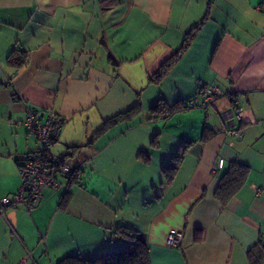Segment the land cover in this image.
<instances>
[{"label": "crops", "instance_id": "1", "mask_svg": "<svg viewBox=\"0 0 264 264\" xmlns=\"http://www.w3.org/2000/svg\"><path fill=\"white\" fill-rule=\"evenodd\" d=\"M208 4L188 49L148 83ZM22 53L24 64H8ZM204 86L221 91L207 106ZM138 98L137 116L89 143ZM234 98L242 121L228 125ZM189 99L188 110L147 118L157 100ZM30 107L64 119L48 155L72 159L79 176H59L32 208H5L0 264L95 259L127 245L118 226L146 235L150 264H250V251L264 253V0H119L107 10L98 0H0V198L19 190L17 162L38 147L22 124ZM182 140L192 143L166 185L161 167ZM234 163L245 178L223 203L215 192ZM170 228L184 233L176 247L164 245Z\"/></svg>", "mask_w": 264, "mask_h": 264}, {"label": "trees", "instance_id": "2", "mask_svg": "<svg viewBox=\"0 0 264 264\" xmlns=\"http://www.w3.org/2000/svg\"><path fill=\"white\" fill-rule=\"evenodd\" d=\"M98 2L102 10H107L111 7L116 6L119 0H98ZM209 5L210 4H208V8L204 17L197 24H195L190 29V31L185 34L180 48L160 64L155 73L151 77H149L148 83L159 84L171 70L174 64L180 59L181 55L188 49L192 38L207 19ZM26 57L27 56L25 53H22L17 57L12 56L8 59V64L12 66H21L25 63ZM189 108L190 107H188L186 105V102L184 101L170 103L165 100H157L149 108L147 118L148 120L166 118L177 111H184L188 110ZM141 111L142 106L138 98L136 103L132 107L104 120L100 128L90 138L89 143H92L97 137L102 135L104 132H106L116 124L133 119ZM208 137L209 134L207 132V128H204V131L201 135V140H206ZM191 143V141L182 140L174 155L162 165L161 173L164 177L166 185L172 183L183 161L184 155L190 147ZM153 144L156 145L155 142ZM20 160H18L17 163H19ZM245 172L246 168L244 166L234 163L232 164V168L230 170L223 173L215 192L217 198L220 201L226 203L230 196L234 194L237 187H239L243 183ZM68 181L69 183L74 182L76 181V177L72 176ZM113 233L128 241L127 245L121 249L105 253L95 259L87 260L70 256L63 258L57 264H150L148 243L146 235L143 232L127 227L118 226L114 229ZM259 248L261 252L264 251V244H262L261 241ZM262 254L264 253L257 254L256 252L250 251V264H257L262 259V257H264V255Z\"/></svg>", "mask_w": 264, "mask_h": 264}, {"label": "built area", "instance_id": "3", "mask_svg": "<svg viewBox=\"0 0 264 264\" xmlns=\"http://www.w3.org/2000/svg\"><path fill=\"white\" fill-rule=\"evenodd\" d=\"M217 86H204L200 91L203 98V105L207 106L220 93ZM234 109L222 114V119L229 125L232 118L238 122L242 121V107L237 98L233 99ZM188 107H194L193 99L186 101ZM64 119L47 116L44 118L41 111L35 107L27 109L25 118L22 120L23 126L33 134L38 142V147L30 151L18 163V171L22 184L11 197L0 198V214L5 208L23 204L27 208H32L41 199V192L45 187L57 188L59 186V176L71 178L79 176L76 163L70 158L56 159L48 155L49 148L58 139L60 128ZM222 167V160H218L211 168L216 172ZM184 237L181 229L170 228L165 235L164 245L166 247H176L180 245Z\"/></svg>", "mask_w": 264, "mask_h": 264}]
</instances>
